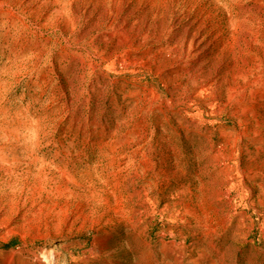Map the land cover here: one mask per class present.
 <instances>
[{
    "label": "rangeland",
    "instance_id": "1",
    "mask_svg": "<svg viewBox=\"0 0 264 264\" xmlns=\"http://www.w3.org/2000/svg\"><path fill=\"white\" fill-rule=\"evenodd\" d=\"M49 251L264 264V0H0V264Z\"/></svg>",
    "mask_w": 264,
    "mask_h": 264
},
{
    "label": "bare ground",
    "instance_id": "2",
    "mask_svg": "<svg viewBox=\"0 0 264 264\" xmlns=\"http://www.w3.org/2000/svg\"><path fill=\"white\" fill-rule=\"evenodd\" d=\"M188 16H189V12L185 16H183V19L181 21L186 20L188 18ZM173 17H174V20L177 19V16L174 15ZM204 24H205V22L201 23V25L196 29V31H194L192 33L191 40H190V44L185 49L186 52H188V50H189L190 47H196L197 48L203 42V40L201 42H195V39L197 37V32L203 27ZM192 25H193V23L189 24L188 27L184 30V33L185 34L189 33L190 29L192 28ZM240 49L241 48H240L239 44H236L234 46V49L233 50L234 51L235 50L240 51ZM245 57H246V53L242 50V53L240 52V54L238 55V58L239 59H244ZM241 92L243 94L245 92V88ZM43 258H44V260H45V262L47 264H53V257H52V254H51L50 251L47 252V253H45L44 256H43Z\"/></svg>",
    "mask_w": 264,
    "mask_h": 264
}]
</instances>
